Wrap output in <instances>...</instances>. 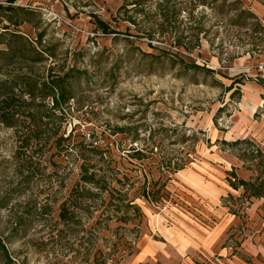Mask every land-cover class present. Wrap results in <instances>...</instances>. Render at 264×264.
<instances>
[{
    "label": "rangeland",
    "instance_id": "374dc122",
    "mask_svg": "<svg viewBox=\"0 0 264 264\" xmlns=\"http://www.w3.org/2000/svg\"><path fill=\"white\" fill-rule=\"evenodd\" d=\"M234 1L227 0L225 6ZM238 1L249 12L264 10V0ZM203 2L0 0L3 8L23 10L0 11V28L7 26L33 46L37 43L44 59L33 67L37 77L69 69L83 73L74 100L59 114L61 122L48 125L49 135L58 130L57 135L66 138L67 150H56L52 141L44 145L43 139L24 151L14 131L0 125V240L12 261L0 255V264H123L147 242L170 243L185 219L212 225L214 212L206 203L190 201L192 191L185 182L200 173L227 180L230 173L222 176L224 163L218 158L222 154L238 161V171L251 174L249 182L264 183L262 147L243 131L230 134L246 86H261L255 79L264 44L250 29L230 25V12L218 14L209 5L212 0ZM172 6L178 10L174 18ZM160 12H165L167 23ZM9 15L13 22L29 23L13 27L6 21ZM98 21L113 33L103 34ZM195 27L205 32L199 35V49ZM177 38L187 49L176 45ZM25 64L6 67L2 75H25ZM192 64L208 72H194ZM257 117L253 120L264 121ZM150 150L153 155L145 154L141 161L134 157L136 151ZM169 161L171 169L174 164L183 169L166 170ZM82 166L107 191L69 208V219L60 221L59 208L79 183ZM19 170L28 174L26 181ZM162 184L160 200L141 197L144 186L148 192ZM112 188L114 195L128 193L140 217L118 199L109 202ZM255 200L261 204L256 214L262 222L244 227L250 235L247 250L239 251L246 237L241 226L238 239L227 242L230 253L210 254L193 264H264V198L247 202L234 193L219 203L244 221L242 210ZM117 206L120 212L115 215ZM122 216L125 222L116 220ZM17 218L23 225H17ZM138 264L160 263L144 257Z\"/></svg>",
    "mask_w": 264,
    "mask_h": 264
},
{
    "label": "trees",
    "instance_id": "16d2710c",
    "mask_svg": "<svg viewBox=\"0 0 264 264\" xmlns=\"http://www.w3.org/2000/svg\"><path fill=\"white\" fill-rule=\"evenodd\" d=\"M204 3V0H201ZM227 0H212L209 4L212 10L218 14L230 12L232 14L229 19L230 25L246 29H250L255 40H258L259 44H264V28L258 22L256 16L241 7V3L236 0L228 7L226 5ZM158 8H161V3L157 4ZM173 18L176 17L178 10L175 6L171 7ZM0 11L11 14L16 11H23L22 9L16 8H3L0 6ZM162 11V9H161ZM10 16V15H9ZM160 17L163 19L164 24L168 22V18L165 12H160ZM2 21V20H1ZM6 21L13 27L21 25V23L28 22V20H15L12 21L11 16L6 18ZM98 29L103 34H112L109 28L102 22H96ZM192 29V28H191ZM197 31L195 35V46L197 49L200 48L199 35L205 32H201L197 27L194 28ZM39 45V42H38ZM176 45L185 47V44L181 43V38L176 39ZM0 125L10 128L14 131L20 143V149L27 151L30 146L38 144V141L45 140L44 145L49 141H52V146L56 150L60 147L61 149L67 150L70 144L65 145L66 138L63 135L58 136V130L51 132L49 135L48 125L54 123V121L61 122L62 117L59 115L62 111L63 106H68L69 103L74 100L75 97V85L81 78L82 72L74 71L69 69L62 75H52L50 72L43 77H37L34 74L33 67L35 64L43 63L44 59L36 46H33L24 36L14 32L8 31L7 26L0 28ZM26 63L25 67H28L25 75H15L13 78H6L2 75V71L6 67H16L18 64ZM189 69L194 72L207 71L204 68L192 64ZM21 70V68H19ZM232 88V85L228 90ZM264 106V104H263ZM226 143V142H223ZM153 150V148H152ZM152 150L142 152H134L136 160L141 161L145 154L153 155ZM171 162L169 161L165 166L166 170L170 171ZM183 169V166L174 164L171 169L174 173L178 170ZM20 179L26 181L28 174L24 175L22 170H19ZM228 185L233 189L237 190L242 188L244 193L243 196L247 202L251 199H262L264 198V183L259 182L255 184L253 182H246L237 179L235 173L231 172L230 177L227 179ZM119 183V182H118ZM158 190H149L144 186L141 189V197L145 200L152 197L154 200H160L157 197L160 188ZM95 189L97 192H94ZM115 188L110 189L108 193V200L118 199L123 208L133 209L140 217L139 208L132 204L133 201H128L127 192H116L113 194ZM107 188L100 184V180L96 178L94 173L89 174V169L84 166L81 167V174L79 183L74 187L68 197V201L61 204L59 208L58 218L60 221H66L69 219V208H79V203L91 202L98 196H102L103 192H106ZM227 197H231L228 195ZM106 198H104L105 200ZM104 200L102 203H104ZM126 203L124 204V202ZM67 203L69 204L67 207ZM120 212V208L117 206L114 214ZM119 222H125L127 219L124 216L116 218ZM17 225H23L20 219L17 218ZM0 255L3 261L12 263L10 255L8 254L5 245L0 240Z\"/></svg>",
    "mask_w": 264,
    "mask_h": 264
},
{
    "label": "crops",
    "instance_id": "0c3cea01",
    "mask_svg": "<svg viewBox=\"0 0 264 264\" xmlns=\"http://www.w3.org/2000/svg\"><path fill=\"white\" fill-rule=\"evenodd\" d=\"M252 13L264 28V10L258 8L253 10ZM262 96H264V87L246 86V90L243 91L242 101L238 103L239 111L236 116L231 118L234 119L235 126L230 134L243 131L246 138L262 147L261 149L264 151V121L253 120V116H258V120H260V117H264L262 115L264 113ZM218 158L224 163L220 167L222 176L233 172L234 169V173L239 180L246 182L250 180V173L237 170L240 164L235 158L227 154H222ZM208 176L201 173L190 176L185 183L188 189L192 191V199L190 198V201L199 200L203 205L206 203L204 206L208 207V211L214 212L213 215L217 218L216 222L212 225H204L191 219H185L180 224L179 232L172 237L170 243L155 245L154 242H147L142 250L137 253L136 257L134 255V259L126 260L123 264H138V261L144 257H150L160 264H176L173 259L182 264H193L194 261H198L197 259L207 258L210 254H216L219 257L226 256L231 250L227 242L231 238L238 239L236 233L241 226L243 235L246 237L240 240L239 251L244 253L247 250L250 235L248 231L245 233L244 227H250L252 221L255 226L261 225L262 221L256 214L261 205L259 200H255L249 208L242 210V212L245 210L246 216L244 221H241L235 218L237 211H231L225 206L223 208L219 201L225 195L232 196L234 193H240L243 196V189L233 190L226 179L223 182L213 177V175ZM260 200H263V198ZM137 258L138 260H136Z\"/></svg>",
    "mask_w": 264,
    "mask_h": 264
},
{
    "label": "built area",
    "instance_id": "2783aa9c",
    "mask_svg": "<svg viewBox=\"0 0 264 264\" xmlns=\"http://www.w3.org/2000/svg\"><path fill=\"white\" fill-rule=\"evenodd\" d=\"M263 62L258 65V76L257 79H255V82H257L259 85L264 87V47H263Z\"/></svg>",
    "mask_w": 264,
    "mask_h": 264
}]
</instances>
